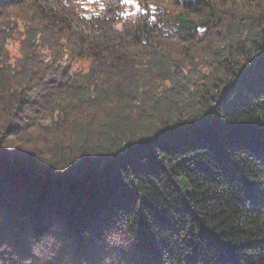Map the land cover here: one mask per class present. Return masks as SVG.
<instances>
[{"label":"trees","instance_id":"trees-1","mask_svg":"<svg viewBox=\"0 0 264 264\" xmlns=\"http://www.w3.org/2000/svg\"><path fill=\"white\" fill-rule=\"evenodd\" d=\"M0 264H264V0H0Z\"/></svg>","mask_w":264,"mask_h":264},{"label":"clouds","instance_id":"clouds-1","mask_svg":"<svg viewBox=\"0 0 264 264\" xmlns=\"http://www.w3.org/2000/svg\"><path fill=\"white\" fill-rule=\"evenodd\" d=\"M33 255L35 256V255H36V253H35V252H33Z\"/></svg>","mask_w":264,"mask_h":264}]
</instances>
